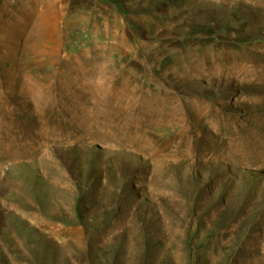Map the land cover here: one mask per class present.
I'll return each instance as SVG.
<instances>
[{"label": "rangeland", "instance_id": "obj_1", "mask_svg": "<svg viewBox=\"0 0 264 264\" xmlns=\"http://www.w3.org/2000/svg\"><path fill=\"white\" fill-rule=\"evenodd\" d=\"M0 264H264V0H0Z\"/></svg>", "mask_w": 264, "mask_h": 264}, {"label": "bare ground", "instance_id": "obj_2", "mask_svg": "<svg viewBox=\"0 0 264 264\" xmlns=\"http://www.w3.org/2000/svg\"><path fill=\"white\" fill-rule=\"evenodd\" d=\"M258 69V68H257ZM260 75V74H259ZM250 103V102H249Z\"/></svg>", "mask_w": 264, "mask_h": 264}]
</instances>
